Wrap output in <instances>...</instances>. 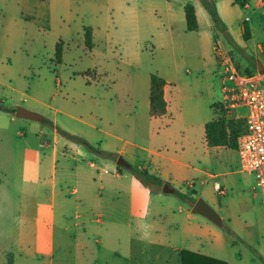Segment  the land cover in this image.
<instances>
[{"label": "crops", "instance_id": "0c3cea01", "mask_svg": "<svg viewBox=\"0 0 264 264\" xmlns=\"http://www.w3.org/2000/svg\"><path fill=\"white\" fill-rule=\"evenodd\" d=\"M213 1L228 28L233 45L243 48L246 55L258 63V77L264 83V0ZM188 4L193 5L196 10L199 29L195 32L186 30L185 7ZM106 6L107 14L103 19L106 36L99 37L96 27H91V49L86 47L85 37L84 43L80 39H71L66 50L63 49L62 63L58 64L56 59L52 61L57 68L63 69L70 47L80 50L83 48V57L79 58V62L85 59L86 68L83 72H74L73 77L83 76L85 88L88 89L103 85L104 78H113L111 84L116 90L119 77L123 96L131 100L134 111L126 113L123 118L117 117L114 102L118 100L114 96L111 107L113 113L109 120L104 121L103 117L99 119L109 129L98 127L95 125L97 122L88 123L69 115L73 121L85 125L82 132L96 131L95 138L98 135L104 137L93 141L98 144V153L76 142L69 144L68 139L63 136L64 132L83 138L92 145L84 135L68 129L60 132L57 116L53 122V130L47 132V118L44 115L42 121H36L18 118L16 112H8L11 121H26L25 125L32 127L35 134L30 137L26 131L21 134L24 139L21 145L24 148H20L19 153L12 152L8 156L0 152V173L7 172L8 166L15 162L18 164L17 172L21 175L18 176L21 179L17 178L15 181L13 200L0 191V264H182L184 250L227 264H232L231 260L237 258L249 264H263L264 201L254 192L257 191L254 176L241 171L238 152L239 169L222 173L221 176L224 184L228 186L230 183L237 193L238 232L233 229L232 233L238 236L243 245L239 254L229 252L223 233L210 226L208 223L211 221L207 218L204 217L207 220L204 228L196 231L191 225L194 204L190 203L191 209L186 216L189 222L187 227L183 224L185 217L181 206H178L180 216L168 214L170 201L167 196L176 193L175 184H185L187 181L189 189L194 185L192 181L185 179L187 172L194 169L174 156L181 151L185 153V157H189L194 154L196 144L204 143L209 146L206 141V126L220 112L223 100L222 82L219 100L213 105L218 108L214 107V115L208 117L205 111L210 100L214 99V94L210 96L209 92L201 91L191 78L187 81L175 60L158 71L145 67L142 46L146 39L142 38L140 31L139 0H106ZM239 9L249 15L238 25L234 14ZM146 11L150 25L165 28L179 25L187 33L197 35L195 43L211 45L215 54L214 47L219 39L215 40L212 20L200 0H146ZM247 17L249 21H246ZM244 21L250 27V39L246 42L243 40ZM110 40H113V49ZM60 43L65 46L62 40ZM76 61L78 60L75 59L74 63ZM128 69L134 70L132 77ZM152 74L159 75L167 82L165 100L168 110L165 116L159 118L150 115ZM92 98L94 99L89 94L78 98L72 96L70 100L76 110L92 108L98 104L100 106ZM23 108L39 112L33 107ZM246 114L245 109L239 108L231 110L227 118L245 119ZM112 124H115L114 127ZM117 124H122L126 131H129V125H133L132 132L145 144L128 143L138 153L127 151L126 141L114 133ZM182 138L187 143L180 146L178 141ZM118 141L124 145L120 147ZM113 149L118 158L116 166L104 164L98 167L93 162L99 158L105 159L107 154L113 155ZM123 156L137 159L136 169L147 172L151 170L162 184L139 178ZM120 160L127 166L126 171L121 169ZM102 168L108 169L109 173H103ZM212 177L224 189L221 196L227 198L228 190L218 180L220 176ZM249 177L255 180L252 191L248 189ZM166 184L173 192L164 191ZM232 199L230 198L231 202L234 201ZM8 205L13 207H7ZM219 208L224 211L223 205ZM233 218L223 215L221 219L223 224L225 220L232 224ZM58 220L60 226L57 232ZM210 236L213 237L212 240H209Z\"/></svg>", "mask_w": 264, "mask_h": 264}, {"label": "rangeland", "instance_id": "374dc122", "mask_svg": "<svg viewBox=\"0 0 264 264\" xmlns=\"http://www.w3.org/2000/svg\"><path fill=\"white\" fill-rule=\"evenodd\" d=\"M139 9L141 36L143 39H146L142 46L145 67H152L153 71H158L160 68L169 66L170 61L173 62L175 60L179 71L183 73L187 81L191 78L195 80V86L199 87L201 91L204 93L209 92L210 96L214 94V99L210 100L211 102L205 111L208 113V117H212L215 110L213 105L219 100L222 78V70L216 55L212 51V46H208L204 42L195 43L194 38H197V35L187 33L179 25H175L173 28L150 25V19L146 11V0H139ZM106 14V0H0L1 104L9 109L22 106L33 107L39 111L38 113L42 114L39 115L47 118L45 119L47 132L53 130V122L55 116H57V125L60 132L63 129H68V131L86 136L92 143V145L90 144L93 147L92 150L97 153L99 152V147L93 141L99 138L104 139V137L98 135L95 138L96 131H92L91 133L82 132V128H86L85 125L73 121L69 115L82 119L84 122H97L95 125H98V127L109 129V126L100 123L99 119L103 117L104 121L109 120L108 118L113 113V108L111 109L113 107V97L116 96L118 100L114 104L117 117L119 118H123L126 113L134 111L131 100L123 96L124 92L121 89L119 77L117 79V90L111 84L113 83V78H104L102 81L103 85L88 89L85 88L83 76L73 77L74 72H83L86 68L87 61L85 59L79 62V58L83 57V48L80 50L70 47V51L66 54L67 61L63 69L57 68L52 59H56V44L60 43L61 40L65 43V50L68 41L71 39H80L84 43L86 28L96 27L99 37L102 35L106 36L105 23L103 24ZM247 15L249 13L246 14L240 9L236 11L234 14L236 23L239 25L240 21ZM126 31L128 32L129 30ZM112 32L113 29L111 30ZM150 36H152L151 39H149ZM218 39L227 48L243 75L259 78L258 63L249 58L243 48L229 44L221 35ZM179 41H182V43ZM110 43L113 49V40H110ZM75 59L78 60L76 63H74ZM128 71L132 73V77L134 70L128 69ZM89 94L94 97L92 100L100 103V106L98 104L92 108L79 110L73 108L72 101L70 100L72 96L78 98L84 95L88 96ZM220 115L222 114L220 113ZM233 116H235L234 113ZM25 123L21 119L11 121V115L8 112L0 111V128H3L0 130V152L2 151L9 156L12 152L17 151L19 153L20 148H24L21 145V142L24 140L21 134L25 131L29 137L35 134V130L25 125ZM115 127L114 133L121 137L123 141H126L125 148L130 153H138L139 151L128 143H138L145 146L143 141L137 139L132 132L133 125H129V131H126L122 124H117ZM78 129L81 130L79 131ZM63 136L68 139L67 142L69 144L76 142L85 147L79 141L84 140L83 138L74 137L65 132ZM186 143L187 140L185 138L178 141V145L180 146L186 145ZM118 144L120 147L124 145L123 142L119 141ZM236 150V148L232 147L217 148L201 143L196 144L194 154L189 157H185V153L179 151L178 155L174 157L181 163L188 164L194 169V171L187 172L185 176V179H189L188 181H192L194 185L189 189L186 186L187 181L185 184H175L176 193L168 195L167 198L170 201L168 214L180 216L178 206L183 208L184 213L182 215L185 217L183 221L185 227L189 226L186 216L191 209V204L181 194H193L195 198L204 199L221 218L223 215L234 217V223L232 224H229L228 220H225L222 226H218L210 221H208L210 222L208 224L216 231L221 234L223 233L227 241V249L231 254L237 255L243 249L238 236L232 233L233 229L238 232L237 193L230 183H228V186L224 184L223 177L221 176L222 173L239 169L240 163L239 165L237 163L238 156ZM104 158H99L93 162L98 167H102L104 164L113 165L114 167L118 164L116 150L114 149L113 155L107 154ZM123 158L127 165L132 167L133 171H136L138 160L129 156H123ZM17 165L13 162V164L11 163L8 166L7 172L4 174L0 173V191L12 200L15 181L17 178L21 179L19 178L21 175L16 169ZM120 167L124 171L127 170V166L125 165H121ZM135 173L140 176L137 171ZM148 173L151 174V170ZM151 175L155 176L153 173ZM215 175H219L218 180L227 187V198L215 191L214 183L217 179L212 177ZM228 179L230 180V177ZM249 185L248 189L252 191L255 185L254 178L249 177ZM1 192L0 194H2ZM254 192L258 197H262L258 189ZM230 198H233L232 200L234 201L231 202ZM220 205H223L224 211L220 210ZM7 207H13V205H8ZM192 216L193 221L191 225L196 228V231L204 228L207 220L200 215L192 214ZM59 226L60 221L58 220L57 232ZM210 238L209 240L213 239L211 236ZM231 263L249 264V262L240 261L238 258L231 260Z\"/></svg>", "mask_w": 264, "mask_h": 264}, {"label": "trees", "instance_id": "16d2710c", "mask_svg": "<svg viewBox=\"0 0 264 264\" xmlns=\"http://www.w3.org/2000/svg\"><path fill=\"white\" fill-rule=\"evenodd\" d=\"M206 11L208 12L215 31L216 39L221 35L229 44H234L231 35L228 32L226 24L223 22L216 3L213 0H200ZM186 18V30L187 32H195L199 29V23L196 15L195 7L191 4L185 7ZM243 28V40L246 42L250 39V27L248 22L242 23ZM85 45L88 49L93 47V36L90 28L85 29ZM63 44L59 43L56 47V62L62 63L63 58ZM239 69V68H238ZM167 82L157 74H152L150 80V115L155 118L163 117L167 114L168 104L165 100V88ZM217 108L218 106H214ZM0 111L16 112V109H8L4 107L0 102ZM220 113L222 115H220ZM218 117L206 126V141L211 147H237V139L243 133L245 129V119H229L225 112L220 109L217 113ZM88 149L92 150L93 147L84 140H79ZM140 175L139 178L147 180L153 183L162 184V181L149 174L145 170L136 169ZM135 171V172H136ZM184 199L194 204L197 198L193 197V194L181 195ZM182 264H227L224 261H220L211 257L196 254L187 250L182 252Z\"/></svg>", "mask_w": 264, "mask_h": 264}, {"label": "built area", "instance_id": "2783aa9c", "mask_svg": "<svg viewBox=\"0 0 264 264\" xmlns=\"http://www.w3.org/2000/svg\"><path fill=\"white\" fill-rule=\"evenodd\" d=\"M249 20L247 17L246 21ZM214 49L222 70L221 109L227 115L239 108L247 112L245 129L238 137L236 147L240 169L254 176L256 188L264 201V83L259 78L243 75L222 42H216ZM92 166L95 167L94 164ZM101 171L109 173L106 168ZM215 190L219 195L224 194L219 182L215 183Z\"/></svg>", "mask_w": 264, "mask_h": 264}, {"label": "water", "instance_id": "95a60500", "mask_svg": "<svg viewBox=\"0 0 264 264\" xmlns=\"http://www.w3.org/2000/svg\"><path fill=\"white\" fill-rule=\"evenodd\" d=\"M16 116L18 118H26V119L36 120V121L43 120V117L41 115L35 112H32V111H29L23 107H18L16 109ZM119 164L123 165L124 161L120 160ZM164 191L167 193L173 192V190L169 188L168 184L165 185ZM191 211L193 214L201 215L218 226H222L223 224V221L221 217L219 216V214L202 198H199L194 203V206Z\"/></svg>", "mask_w": 264, "mask_h": 264}]
</instances>
